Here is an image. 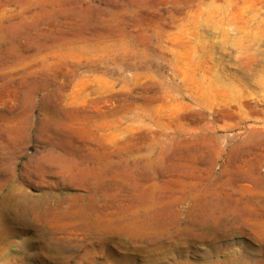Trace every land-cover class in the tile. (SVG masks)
I'll list each match as a JSON object with an SVG mask.
<instances>
[{
	"label": "rangeland",
	"instance_id": "rangeland-1",
	"mask_svg": "<svg viewBox=\"0 0 264 264\" xmlns=\"http://www.w3.org/2000/svg\"><path fill=\"white\" fill-rule=\"evenodd\" d=\"M0 264H264V0H0Z\"/></svg>",
	"mask_w": 264,
	"mask_h": 264
},
{
	"label": "bare ground",
	"instance_id": "bare-ground-1",
	"mask_svg": "<svg viewBox=\"0 0 264 264\" xmlns=\"http://www.w3.org/2000/svg\"><path fill=\"white\" fill-rule=\"evenodd\" d=\"M27 206H28V205H27ZM27 206L25 207L26 209H28V207H27ZM31 208H32V207H31Z\"/></svg>",
	"mask_w": 264,
	"mask_h": 264
}]
</instances>
